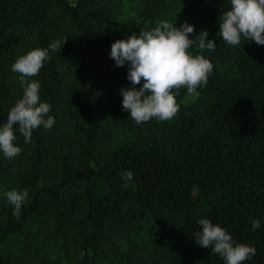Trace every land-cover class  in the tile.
<instances>
[{
	"label": "trees",
	"instance_id": "trees-1",
	"mask_svg": "<svg viewBox=\"0 0 264 264\" xmlns=\"http://www.w3.org/2000/svg\"><path fill=\"white\" fill-rule=\"evenodd\" d=\"M228 10L230 0H0V124L23 92L11 65L67 40L30 78L54 126L27 144L17 131L20 155L0 154V264H223L193 241L200 218L255 247L244 264H264V46H227ZM162 20L194 25L197 42L208 30L214 70L196 95L173 89V119L136 125L111 44ZM12 189L29 193L19 219L3 196Z\"/></svg>",
	"mask_w": 264,
	"mask_h": 264
},
{
	"label": "clouds",
	"instance_id": "clouds-1",
	"mask_svg": "<svg viewBox=\"0 0 264 264\" xmlns=\"http://www.w3.org/2000/svg\"><path fill=\"white\" fill-rule=\"evenodd\" d=\"M176 22L158 21L155 27L133 33L126 39L111 44L109 57L116 67L127 65L126 79L130 86L119 90L122 97V110L136 125L152 119L160 122L173 119L180 110L173 89L186 88L187 95L198 94V88L206 86L213 74L214 65L205 53L216 51L217 43L208 39V30H201L198 42L190 39L194 25L187 21L176 27ZM264 0H230V10L219 17L220 38L229 47L240 46L242 39L254 41L264 46ZM67 40L51 41L47 47L35 48L20 56L11 65V71L19 74L23 92L0 124V154L5 159L20 155L22 149L16 143L18 131L24 143H30L33 131L41 126L51 129L55 117L50 115L52 105L42 101L41 83L30 79L39 74L44 64L51 60L52 54L59 52ZM198 49L193 54L190 49ZM143 81V83H142ZM141 85L140 87H137ZM121 180L132 181L130 170L119 173ZM4 198L12 209V215L19 219L22 208L29 198L26 189H12L3 192ZM199 230L194 232L193 241L201 248L210 249L217 254L223 264H244L256 255L250 244L239 243L228 230L208 218L197 221ZM261 227V220L254 219L251 230Z\"/></svg>",
	"mask_w": 264,
	"mask_h": 264
}]
</instances>
